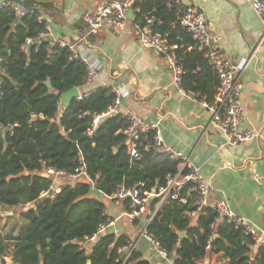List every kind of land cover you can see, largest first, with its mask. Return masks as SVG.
<instances>
[{"label":"trees","instance_id":"1","mask_svg":"<svg viewBox=\"0 0 264 264\" xmlns=\"http://www.w3.org/2000/svg\"><path fill=\"white\" fill-rule=\"evenodd\" d=\"M38 2L46 10L53 8L50 0ZM135 7L139 9L135 22L142 23L147 13L156 14L161 24L152 30L166 34L178 46L176 55L185 71L182 87L212 100L217 75L202 51L186 49L192 39L174 24L175 10L164 0H140ZM38 15L35 11L17 22L11 7L0 10V123L13 124L0 132V264H148L135 250L125 261L120 259V250L129 245L125 235L98 232V226L109 220L106 206L84 178L62 184L54 192L56 184L44 170L51 167L73 173L83 163L85 172L96 181V191L109 197L120 188L157 192L165 185V176L175 172L176 162L143 149L140 159L130 160L129 142L122 133L128 125L126 116L118 111L101 116L114 103L111 86L91 88L57 117L60 94L89 83L87 67L73 59L67 48L46 40L34 42L26 52V39L47 25L46 20L38 21ZM88 129L92 130L89 136ZM187 188L182 187L179 198L167 197L156 209L158 197L147 202L154 214L146 232L167 256L175 255L173 264H202L206 257L209 264H259L264 260V248L249 255L252 241L239 228L213 224L211 208L198 210L194 219L191 212L197 208L198 197ZM122 203L131 211L129 196ZM14 208L20 209L17 220L4 230L1 219L10 217L2 216V211Z\"/></svg>","mask_w":264,"mask_h":264},{"label":"crops","instance_id":"2","mask_svg":"<svg viewBox=\"0 0 264 264\" xmlns=\"http://www.w3.org/2000/svg\"><path fill=\"white\" fill-rule=\"evenodd\" d=\"M35 1L52 34L70 41L86 34L82 14L98 4V0H50L52 7L59 10L54 15L50 9H44L43 1ZM181 3L204 12L212 44L229 60L247 57L239 75L240 102L246 113L245 127L260 132L258 137L226 145L223 135L209 125V110L173 84L163 56L139 46L134 35L137 22L132 14L122 28L105 25L95 34L86 35V44L101 67L95 80L83 89L78 88L79 94L96 86H123L116 111L156 124L163 141L187 155L212 184L214 192L209 200L225 199L232 212L244 216L264 232V40L260 20L245 0H181ZM63 108L60 103L57 117ZM73 182L68 177L57 178L54 192L60 190V185ZM92 194L106 206L109 221L102 233L125 235L129 247L148 264H173L175 255H160L151 241L141 235L145 225L142 219L153 212L148 203L139 220H130L122 199L113 200L98 191ZM159 206L160 202L154 208ZM10 210H3L6 215L2 216L10 217ZM191 216L195 219V215ZM11 221L12 217L1 219L4 230L14 223ZM256 254L257 248L252 247L249 255ZM5 261L10 263L7 258ZM202 264H209L208 257ZM259 264H264V260Z\"/></svg>","mask_w":264,"mask_h":264},{"label":"built area","instance_id":"3","mask_svg":"<svg viewBox=\"0 0 264 264\" xmlns=\"http://www.w3.org/2000/svg\"><path fill=\"white\" fill-rule=\"evenodd\" d=\"M164 1L168 8H173L175 10L174 24L188 32L191 36L192 44L187 46L186 49L190 50L191 48H196L202 51L204 58L207 60L208 64L213 67L217 75L218 85L212 100L201 97L200 93L197 91L185 90L182 87V77L185 71L181 65V58L176 55L178 46L176 44H171L166 34L154 32L152 30L153 26L161 24V18L156 14L147 13L143 16L142 23H135L134 35L139 46L157 55L163 56L166 67L171 73L173 84L185 96L198 102L209 110L211 114L209 125L217 129L223 135L226 145H235L258 137L261 134L260 132L245 127L246 113L240 102L242 84L239 80V75L247 64V57L231 61L221 50L217 49L212 44L209 28L205 21V15L201 9L191 5H182L181 0ZM245 1L260 20L261 38L264 40V0ZM138 2H140V0H98V4L94 9H87L82 14V22L87 30L85 35L79 36L75 41H70L63 37L55 36L46 25V28L42 31H38L34 38H27L26 44H33L34 42L37 43L41 40H46L51 45L56 44L60 47L67 48L71 52L73 59L85 63L87 67L86 79L92 82L95 80L101 65L98 59L89 50L86 44V35L95 34L105 25L114 28H122L125 21L129 18L128 12L130 9L134 17L136 13L139 12L138 7H135ZM6 6L12 8L17 19L35 11H39L38 6L27 5L24 0H0V10ZM37 19L38 21L45 20L40 13ZM1 60L0 57V62ZM123 89V86L112 87L115 93L114 103L109 111L101 116L117 110L120 102L119 98L124 92ZM80 97L81 94L78 98ZM97 118L98 116L93 120V125H96ZM126 118L128 120V125L122 133L129 142V158L131 161L140 159V150L143 149L144 151H153L155 154H162L168 159L176 162L175 172L165 176V185L158 188L157 192L120 188L113 195L109 196L111 199H122L126 196L130 197L131 211L127 213L130 220H136L141 217L143 207L150 197H158L159 202H162L167 197L176 199L179 198V191L186 185L188 187L187 191L195 192L198 197L195 203L197 208L195 211L191 212V215H196L197 211L202 207H209L215 212L213 224H231L234 228H239L243 235L252 241L253 247L264 248V232L260 231L244 216L232 212L225 199L210 201L209 198L214 192L212 184L203 177L199 167L195 165L187 155L173 149L163 141L156 124L146 122L134 114H129ZM12 126L13 124L3 126L0 123V132L10 130ZM91 132L92 130L88 129L86 135H91ZM147 135L151 136L150 140L144 139ZM84 169V164L82 163L73 173H66L51 167H47L44 172L52 176L54 182L59 177H68L74 181L82 177L89 183L91 190L96 191L95 179L89 176ZM181 200L184 201V199ZM153 214L154 212L150 213L145 219V225L141 230V235L151 241L153 247L160 255L167 256L158 242L146 232V224ZM108 221L98 226L99 233L104 230ZM95 237L96 234L90 237L86 243L93 241ZM206 248H209V242ZM132 250L133 248L129 247V245L120 250V253L121 251L125 253L123 257L124 261L130 256Z\"/></svg>","mask_w":264,"mask_h":264},{"label":"water","instance_id":"4","mask_svg":"<svg viewBox=\"0 0 264 264\" xmlns=\"http://www.w3.org/2000/svg\"><path fill=\"white\" fill-rule=\"evenodd\" d=\"M131 13H132V10L130 9L128 12L129 17L131 16ZM16 21L19 22L20 20L17 19ZM31 45H32L31 43L27 44V46H26V52L27 53L29 52ZM45 84L47 85L48 88H50V83L48 81H46ZM79 95L80 94H79L78 88H76V87L69 88V89L65 90L64 92H62L60 94L61 105L63 107H67L74 99L78 98ZM204 209H205V207H202L199 210V212H202ZM142 221H143V223H145V218H143ZM179 237H183V233H180ZM124 255H125L124 251H121L120 259H123ZM88 263H89V261H88Z\"/></svg>","mask_w":264,"mask_h":264},{"label":"rangeland","instance_id":"5","mask_svg":"<svg viewBox=\"0 0 264 264\" xmlns=\"http://www.w3.org/2000/svg\"><path fill=\"white\" fill-rule=\"evenodd\" d=\"M53 2V1H52ZM51 10V12L55 15L57 12H59V10L57 9V8H55V7H53L52 9H50ZM19 208H14V210L13 209H11L10 211H12V215L10 216V217H12V221H11V223H13L14 221H16L17 220V216H18V212H19ZM3 215H6V213L5 214H3ZM3 219V218H2Z\"/></svg>","mask_w":264,"mask_h":264}]
</instances>
